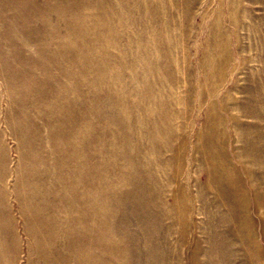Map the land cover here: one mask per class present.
Masks as SVG:
<instances>
[{"label": "rangeland", "instance_id": "obj_1", "mask_svg": "<svg viewBox=\"0 0 264 264\" xmlns=\"http://www.w3.org/2000/svg\"><path fill=\"white\" fill-rule=\"evenodd\" d=\"M0 264H264V0H0Z\"/></svg>", "mask_w": 264, "mask_h": 264}]
</instances>
